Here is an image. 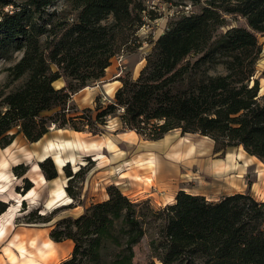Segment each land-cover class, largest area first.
I'll list each match as a JSON object with an SVG mask.
<instances>
[{
  "label": "trees",
  "instance_id": "16d2710c",
  "mask_svg": "<svg viewBox=\"0 0 264 264\" xmlns=\"http://www.w3.org/2000/svg\"><path fill=\"white\" fill-rule=\"evenodd\" d=\"M57 1L0 0V61H14L4 69L9 91L0 94L2 148L12 143L16 127L33 143L53 124L97 135L117 113L124 129L149 140L180 129L211 138L215 153L242 146L264 161V96L253 78L264 0H205L199 11L179 14L154 41L138 77L121 78L104 107L97 98L94 109L82 111L72 96L105 77L112 58L144 24L146 8L140 0H63L62 10L50 11ZM227 15L246 25L220 31ZM16 53L21 56L14 60ZM60 79L65 84L56 87ZM39 165L46 180L58 177L51 157ZM66 167L74 179L77 173ZM66 191L76 198L70 186ZM107 194L52 229L54 242L73 243L58 264H135L134 247L145 236L148 264H264V200L248 192L208 201L180 190L174 203L159 209L116 185Z\"/></svg>",
  "mask_w": 264,
  "mask_h": 264
},
{
  "label": "rangeland",
  "instance_id": "374dc122",
  "mask_svg": "<svg viewBox=\"0 0 264 264\" xmlns=\"http://www.w3.org/2000/svg\"><path fill=\"white\" fill-rule=\"evenodd\" d=\"M11 1L13 4H19L24 0ZM140 1L146 8L143 14L144 24L136 31L132 42L112 58L111 65L106 69L105 77L72 96V104L76 105L79 111L85 108L94 109L97 98H99V103L103 107L113 101L116 91L122 86L121 78L136 79L138 77L139 72L146 63L147 55L152 50L154 41L166 31L169 22L181 13L197 12L205 4V0L197 2L193 0ZM64 4L63 0H59L49 10L57 9L60 11L64 8ZM8 9H12V7L9 6ZM151 11L154 18H150L149 12ZM245 25V19L239 16L227 15L226 24L220 31ZM258 41L261 52L253 78L259 82V96L262 98L264 96V36L258 34ZM20 56L21 53H16L14 60ZM13 62L0 61V94L9 91L5 86L8 77L4 69L12 65ZM64 84V79L55 82L56 87H61ZM111 85H113V90L109 93L107 88ZM103 129V134L94 135L88 131L77 132L69 127L58 128L53 124L50 131L42 139L33 143L28 141L19 132V128L16 127L12 130L14 134L12 143L5 148L0 145V186L3 185L7 188L5 192H0V209L6 208L0 214V222L6 225L7 230L6 237L0 239V264H7L5 246L12 242L16 234L28 235L32 233L34 236L51 239L50 232L61 219L66 217L75 218L82 214L86 207L105 200L108 197L107 188L110 185H116L122 191L128 187L129 189L133 188L141 191L143 186L146 185L145 180H137L130 178V176H128L129 181L124 182L122 172L128 171L133 174V171L127 169V166L124 168V166L118 167L119 164H112L116 162H111L108 166L106 156L111 157L110 150H105V155H103L100 153L102 151L96 149L97 147L89 150H78L75 146L76 137H80L82 141L90 144L110 138L115 140L118 139L117 137L127 135L129 132L128 129L123 128L117 113L107 117V124ZM145 139L140 136L139 142ZM48 142H54V144L47 147ZM121 149L127 153L131 151L133 156V149H127L124 144L121 145ZM212 150L208 169L202 172L197 170L198 175H195L193 182H191L196 188L204 190L208 201L220 200L223 196H226L229 190L237 191V193L248 192L257 200H264V161L262 159L248 154L243 147L238 146L229 148L224 153H215L214 147ZM46 154L48 156L44 157ZM59 155L66 159L62 168L57 166L55 162V158ZM47 157L53 159L58 173L61 172L57 178L43 183L40 180V174L43 176L44 174L39 163ZM72 158H75L74 161ZM214 163L215 165L219 163L220 166H225L228 170L225 173L218 174L219 171L215 170ZM66 165H68L66 168L71 169L73 174L77 173L72 180L64 170ZM128 183L130 184L127 185ZM31 184L33 185L31 188L33 191L30 198L25 199L27 193L31 190L27 191L26 189ZM67 186L71 187L76 198L68 195ZM59 188H62L64 193L57 197L56 191ZM128 192L130 194L134 193ZM151 192H155L154 187H151ZM19 201L21 202L19 203ZM43 214H46V218L51 220L42 222L40 216ZM71 242L65 240L56 243L60 246L61 254L51 264H58L64 257L70 255L73 247ZM149 242V236H145L134 247L135 264H148L151 256ZM157 264L161 263L157 262Z\"/></svg>",
  "mask_w": 264,
  "mask_h": 264
},
{
  "label": "crops",
  "instance_id": "0c3cea01",
  "mask_svg": "<svg viewBox=\"0 0 264 264\" xmlns=\"http://www.w3.org/2000/svg\"><path fill=\"white\" fill-rule=\"evenodd\" d=\"M131 131L134 132V136L130 133ZM117 138L118 139L115 140H112L111 138L105 140V149L102 150V154L105 155L104 151L110 150L109 153L111 154V157L106 156L108 166L111 162H116L112 164H119L118 167L124 166V168L127 166V169L133 171V174L128 171L122 172L124 182L129 181L128 176L137 180H145L146 185L143 186L141 191L134 190L131 187L132 190L128 187L126 190L122 191L132 200L139 201L148 199L153 207L159 209L168 204L174 203L176 195L180 190H185L194 195L207 196L204 190L196 188L191 182H193L194 176L198 175L196 172L197 170L202 172L203 170L208 169V165L210 164V154L213 152L212 149L214 147V142L211 138L202 136L199 133L183 134L180 129L169 131L159 140H149L144 138L145 140L139 142L140 135L134 130H129L127 135ZM122 144L126 145L127 149L134 150L133 156L131 151L130 153H127L121 149ZM114 146L116 149H113ZM97 153L99 152L97 151ZM46 156H48V154L44 155V157ZM59 157L64 159L63 156L59 155ZM150 158H153L154 160L155 166L153 168L148 165V160ZM56 160L57 159L55 158V162ZM65 161L66 159H64V162ZM215 166V170L219 171L218 174L225 173L228 170L227 167L220 166L219 163ZM62 167L63 165L61 168ZM60 172L61 171H59V174ZM40 180L43 183L47 182L42 174H40ZM129 184L130 183L127 185ZM151 187H154L155 192H151ZM32 191L33 190L31 189L27 193L25 199L30 198ZM128 191L134 192L132 193L133 195ZM235 193H237V191L229 190L226 195ZM67 241L71 242V240ZM56 243L60 242L52 241V244L59 252L58 256H60V246ZM67 257H64L62 260Z\"/></svg>",
  "mask_w": 264,
  "mask_h": 264
},
{
  "label": "bare ground",
  "instance_id": "6f19581e",
  "mask_svg": "<svg viewBox=\"0 0 264 264\" xmlns=\"http://www.w3.org/2000/svg\"><path fill=\"white\" fill-rule=\"evenodd\" d=\"M115 83V82H114ZM113 90V85L107 88L110 93ZM134 136V132H130ZM129 135V134H128ZM131 136V135H130ZM129 137V136H128ZM54 142H48L47 147L52 146ZM105 141L85 143L80 137H76L75 146L78 150H89L90 148L97 147L96 149L102 151L104 149ZM116 147L114 146L113 149ZM102 153V152H100ZM105 157V156H102ZM56 162L59 167L64 165V159L57 156ZM75 158H72L74 161ZM148 165L153 168L155 166L153 158L148 160ZM6 186H0V192H5ZM64 193L62 188L56 191V196L59 197ZM21 201H19L20 203ZM7 235L6 225L0 222V239H4ZM5 253L7 255V264H51L56 260L59 252L49 239H44L34 234H16L12 242L5 246Z\"/></svg>",
  "mask_w": 264,
  "mask_h": 264
}]
</instances>
